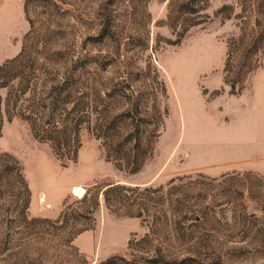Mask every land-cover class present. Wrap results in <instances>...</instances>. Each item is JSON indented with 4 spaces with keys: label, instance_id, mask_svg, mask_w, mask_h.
<instances>
[{
    "label": "rangeland",
    "instance_id": "rangeland-1",
    "mask_svg": "<svg viewBox=\"0 0 264 264\" xmlns=\"http://www.w3.org/2000/svg\"><path fill=\"white\" fill-rule=\"evenodd\" d=\"M253 19L246 0H0V66L18 60L0 71V264H264V48L238 65ZM62 78L60 131L34 133L24 116ZM112 185L139 189L106 204Z\"/></svg>",
    "mask_w": 264,
    "mask_h": 264
},
{
    "label": "trees",
    "instance_id": "trees-1",
    "mask_svg": "<svg viewBox=\"0 0 264 264\" xmlns=\"http://www.w3.org/2000/svg\"><path fill=\"white\" fill-rule=\"evenodd\" d=\"M246 2L249 4L252 9V12L254 13L253 29L251 32V38L247 42L244 52L239 56L240 63L238 65L241 69L243 67H246V70H251L254 64L245 62L248 57V54H253L254 52L264 48V0H246ZM199 5L201 4L199 3ZM228 9H230L229 6H224L222 9L219 10V12L224 13ZM17 61V59H13L9 62L4 63L2 66H0V71L6 72L7 69V71H9L10 67H13L14 63H16ZM62 79L63 81L56 79L52 80L50 88L52 91H56L52 95L53 97L49 96L48 98H46V100H43V102L35 103V105L30 108L28 115L24 116L25 120H32V122L30 121V126L34 133L35 131L41 133L45 132L44 126L46 127L47 125L51 126L53 133L55 134L60 131L58 128L59 123L56 121L58 119V117L56 116V111L58 110V108H60L62 114L67 112L68 109L66 108V105L68 103L67 100L70 96V94L66 93L67 86L69 85V78ZM4 86H7L6 83L0 85V87ZM38 109H42L44 112H39L40 110ZM59 114L62 115L61 113ZM21 116H23V114ZM37 120L45 121H43L42 123H38ZM77 127L78 126H76L73 131L76 132ZM138 129L139 125H137L136 127L137 131ZM43 140L51 142L53 147H56V150H59L62 146V140L58 138H43ZM64 140H66L67 144H70V142L72 141L70 137L65 138ZM119 146L120 144H117V147ZM139 146L140 143L138 140L131 149V152L134 153L131 158L135 161L137 159V154H135V151L139 148ZM11 163L12 164L9 167L6 166L7 169L5 171L9 175L13 176V179L16 181L15 188L17 190V193L15 195L18 197V201H21L23 203L24 210L26 209V205L28 204L30 193L28 190L27 183L23 175L21 174V169L18 161L11 158ZM136 164L137 163L128 164L127 167H129L130 174H135L140 170V164ZM125 189L138 191L139 187H134L133 189L126 188L124 185H112L108 187L103 191V197L106 204L109 203V197L111 194H115L117 191ZM83 199H85V196L83 197ZM117 199H119L118 196ZM175 202L177 203L179 202V200H176ZM132 206L134 207V205H130L129 207L132 209V211H135V214L133 213V216L142 217V208H139V206H137L136 210H133ZM144 220L150 221L152 220V217L148 215L146 218H144ZM155 235V230L152 229L150 231V234H147L146 239H149V237L155 238ZM149 252H145L144 254L142 253L134 259H127L121 256H113L104 261L99 262L98 264H222L220 261H207L199 258L196 250H188L186 252H172L171 250H162L161 248H155Z\"/></svg>",
    "mask_w": 264,
    "mask_h": 264
},
{
    "label": "bare ground",
    "instance_id": "bare-ground-1",
    "mask_svg": "<svg viewBox=\"0 0 264 264\" xmlns=\"http://www.w3.org/2000/svg\"><path fill=\"white\" fill-rule=\"evenodd\" d=\"M78 192L80 193V194H83V190L82 189H78Z\"/></svg>",
    "mask_w": 264,
    "mask_h": 264
}]
</instances>
